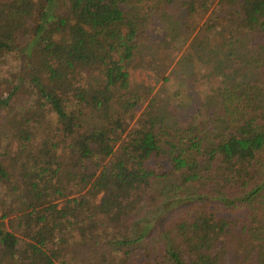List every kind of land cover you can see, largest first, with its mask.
Returning a JSON list of instances; mask_svg holds the SVG:
<instances>
[{
    "label": "trees",
    "instance_id": "16d2710c",
    "mask_svg": "<svg viewBox=\"0 0 264 264\" xmlns=\"http://www.w3.org/2000/svg\"><path fill=\"white\" fill-rule=\"evenodd\" d=\"M128 1L0 0V264H264V0ZM189 20L209 135L129 127L148 23Z\"/></svg>",
    "mask_w": 264,
    "mask_h": 264
},
{
    "label": "rangeland",
    "instance_id": "374dc122",
    "mask_svg": "<svg viewBox=\"0 0 264 264\" xmlns=\"http://www.w3.org/2000/svg\"><path fill=\"white\" fill-rule=\"evenodd\" d=\"M134 0L128 1V7ZM138 7V6H137ZM140 8V9H139ZM137 12L141 15L145 14L144 10L139 6ZM172 13V12H171ZM171 13L169 15H171ZM179 18L171 20L174 23H182L180 20L184 18L183 12L177 10L176 12ZM185 23L189 24V29H181L174 34H169L172 37L171 44L159 43L155 46V41L161 40L167 42L171 39L169 36L166 38L164 35H160L159 28L155 24V21L148 23V28L152 32V42L149 47L143 49L145 61L147 65L131 72V85L132 91L136 96H139L140 107L138 108L135 116L129 121V127H132L134 120L148 105H152L153 112L159 115L163 120L166 119L168 123H182L189 122L191 125L201 127L203 130L208 131V119L209 113H207V105L205 103V97L209 95L210 80L206 78V75H210L207 72L204 63H207V58H204L203 51L201 58L199 53L195 50L199 45L201 36L199 34V28L201 22L189 20ZM192 24V25H191ZM180 28L181 26H176ZM172 28V27H171ZM166 32V28H163ZM171 33V32H170ZM169 38V39H168ZM178 41V42H177ZM176 42V43H175ZM190 48V49H189ZM189 49V50H188ZM155 53H164L167 55L168 60L166 70L163 73H159V68L150 65V59ZM190 53V55H188ZM188 57L192 60L189 63V67L183 66V61ZM11 65H17L18 60L16 56L8 58L6 60L3 69L7 67V63ZM192 74L191 78L189 77ZM0 119V135L3 134L6 128V115L1 114ZM6 132V131H5ZM4 135V134H3ZM100 195L97 196L95 202L98 201ZM140 221H150V219H140Z\"/></svg>",
    "mask_w": 264,
    "mask_h": 264
}]
</instances>
